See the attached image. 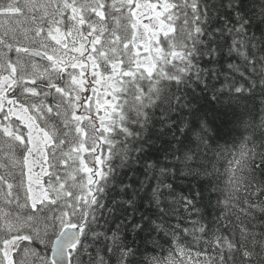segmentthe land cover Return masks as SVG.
<instances>
[{
    "label": "snow or ice",
    "instance_id": "snow-or-ice-1",
    "mask_svg": "<svg viewBox=\"0 0 264 264\" xmlns=\"http://www.w3.org/2000/svg\"><path fill=\"white\" fill-rule=\"evenodd\" d=\"M20 16L0 189L27 169L26 211L0 212V264H264V0H0ZM77 159L71 198L56 172Z\"/></svg>",
    "mask_w": 264,
    "mask_h": 264
},
{
    "label": "rangeland",
    "instance_id": "rangeland-1",
    "mask_svg": "<svg viewBox=\"0 0 264 264\" xmlns=\"http://www.w3.org/2000/svg\"><path fill=\"white\" fill-rule=\"evenodd\" d=\"M23 18L24 17H22V16H20V17H9V18L0 17V35L3 34L5 29H9V30L17 29L18 30V34H19L21 30L32 27L31 23L30 22H26L25 18L24 19ZM146 22L147 21H145V23ZM111 27H114V25H111ZM117 34L124 35L123 32H118ZM128 37H129V39H131L130 31L128 33ZM121 47H122V45H121ZM136 51H139V52L143 53V48L140 47ZM37 60H39V58H37ZM21 62L23 63V61H21ZM29 70H31V65L30 64H29ZM97 91L101 94V99H105L106 98V97L103 96L104 89L100 85H97ZM88 97L92 98V105H93L92 115H97V113L95 111L96 93H94L91 89H89L88 92H87V96H85L84 99H87ZM107 99H110V97H107ZM100 114L102 115L103 112L101 111ZM38 123H39V121H38ZM41 126H43V125L41 124ZM2 148H3V140H0V164H3L4 159H5L3 151H2ZM77 163L78 164L76 166V169H78V167H79V161ZM40 167L41 166L38 163L35 164V165H32L31 166L32 172L33 173H39L40 172ZM24 171H25V174H24L23 177H21L20 167H16L14 169L15 177H17L16 180L17 179L19 180L18 183L20 184L21 181H23V187H20L22 192H23V202H22V204L19 203L20 206L24 204L25 192H26V189H27V169H25ZM2 172H3V168L0 167V173H2ZM49 172H50V169H49ZM71 175H74L75 180H76V178H79V180H77V182H76V183H79L80 182V178L83 176V173H80L78 171H74V173H71ZM61 176H66V175L62 174ZM47 180H48L47 176L42 177V181L45 183V186L47 185ZM53 181H55V180L53 179ZM72 184H70V185L68 184L69 188L71 189L70 192L68 191V193H71V198H74L76 195L80 194V191L77 188H73ZM8 191L9 190L7 189V187H5L4 189H0V212H3L5 214L11 213L12 215H21V214H23L24 210L23 211L21 210L20 211L21 214H20L19 212L13 211V209L10 207L11 199H13V198H10V197L12 195H14V192H12L11 196H8ZM20 208L21 209H25L23 207H20ZM24 258L25 259H29V260H27V262H28V264H31V260H30L31 257L30 256H26Z\"/></svg>",
    "mask_w": 264,
    "mask_h": 264
},
{
    "label": "trees",
    "instance_id": "trees-1",
    "mask_svg": "<svg viewBox=\"0 0 264 264\" xmlns=\"http://www.w3.org/2000/svg\"><path fill=\"white\" fill-rule=\"evenodd\" d=\"M150 2H158V0H150ZM109 27H111V25ZM25 83H27V81H25ZM61 125H62V121H61ZM65 131H67V129H65ZM73 135H75L74 129H73ZM70 147H72V146L71 145L65 146L64 147V152H68ZM248 147L251 148L252 146L251 145H248ZM231 159H232V157L229 156L228 157V160H231ZM228 160L221 161V165H222L221 172L222 173H226L225 174V177H224V180L222 181L223 186H225V194H227V191H228V187H227L229 185L228 177L232 175V167L228 164ZM77 162H78V160H76L75 163H73L72 160H68V162H66L65 164L59 165L58 171L56 172V175H58V176L61 177L60 183H62V184L65 185V189H64L65 192H68V191L70 192V190H71L69 188L68 184L70 185V184H72V182L73 183L74 182L76 183L77 180H79V178H76V180L74 181V179H73L74 178V175H71V173H74V169H76V166L78 164ZM233 164H234V161H233ZM52 171L53 170L50 169V172H52ZM62 174H65L66 176H61ZM56 175L53 176V179L54 180H56ZM17 181L18 180H15V182H17ZM5 187L6 186H4L3 189ZM13 192H14V195H12L10 198H13L12 200H16L17 199V203H18V206H19L20 211L21 210H24V212H25L26 209H21L20 208V205H19V202H20V204H22V202H23V199H21V197L23 198L22 192L20 190H18V189L13 190ZM252 223L254 225H256V228H255L256 235H260V231H261L260 225L264 224V219L257 218ZM26 260H29V259H26ZM30 260H31V258H30Z\"/></svg>",
    "mask_w": 264,
    "mask_h": 264
},
{
    "label": "flooded vegetation",
    "instance_id": "flooded-vegetation-1",
    "mask_svg": "<svg viewBox=\"0 0 264 264\" xmlns=\"http://www.w3.org/2000/svg\"><path fill=\"white\" fill-rule=\"evenodd\" d=\"M18 182H19V180L17 182H14L15 185H19ZM16 189L21 190L20 187L19 188H16ZM16 189H14V190H16ZM10 207L13 209V211L19 212L21 214L20 209H19V206H18V203H17V199L16 200H12L11 199V205H10ZM0 255H2V253H0Z\"/></svg>",
    "mask_w": 264,
    "mask_h": 264
},
{
    "label": "bare ground",
    "instance_id": "bare-ground-1",
    "mask_svg": "<svg viewBox=\"0 0 264 264\" xmlns=\"http://www.w3.org/2000/svg\"><path fill=\"white\" fill-rule=\"evenodd\" d=\"M24 19V18H23ZM73 177V176H72ZM73 183V182H72ZM21 199H23L22 197H21ZM20 203V202H19ZM8 207V206H7ZM23 211V210H22Z\"/></svg>",
    "mask_w": 264,
    "mask_h": 264
}]
</instances>
